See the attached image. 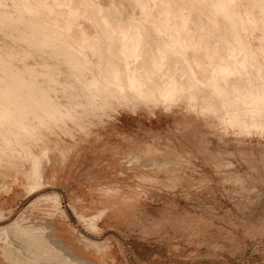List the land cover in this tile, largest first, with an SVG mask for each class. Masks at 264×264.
Returning <instances> with one entry per match:
<instances>
[{
	"label": "bare ground",
	"instance_id": "6f19581e",
	"mask_svg": "<svg viewBox=\"0 0 264 264\" xmlns=\"http://www.w3.org/2000/svg\"><path fill=\"white\" fill-rule=\"evenodd\" d=\"M0 29L25 43L0 44V171L23 173L28 195L45 185V165L55 156L66 162L82 146L53 149L55 135H90V114L183 105L182 113L216 127L222 139L230 130L264 138V0H0ZM33 51L55 63H27ZM65 95L82 99L83 115L73 107L76 97ZM71 120L76 130L67 127ZM181 161L188 163L182 155L172 162ZM107 190L104 200H114L115 190ZM46 200L59 208L57 194L39 202ZM76 213L90 225L104 214ZM12 225L6 235L23 231L33 261L61 251L45 248L43 228Z\"/></svg>",
	"mask_w": 264,
	"mask_h": 264
},
{
	"label": "rangeland",
	"instance_id": "374dc122",
	"mask_svg": "<svg viewBox=\"0 0 264 264\" xmlns=\"http://www.w3.org/2000/svg\"><path fill=\"white\" fill-rule=\"evenodd\" d=\"M0 40L25 45L1 29ZM33 52L26 62L55 63L49 53ZM75 97L73 107L83 115L82 99ZM178 106L173 111L117 108L103 118L90 114L84 120L90 135L57 133L53 149L82 146L66 162L55 156L51 163V154L44 153L50 162L45 185L30 195L23 173L0 171V264H264V138H237L230 130L222 139L216 127ZM71 123L67 127L76 130ZM154 148L164 150L163 156ZM179 155L188 163L173 165ZM233 173L244 176V183L234 181ZM108 188L115 190L112 201L104 200ZM54 194L58 209L51 200L39 202ZM77 210L104 214L90 225ZM15 222L43 228L45 248L61 251L33 261L31 239L23 231L6 235Z\"/></svg>",
	"mask_w": 264,
	"mask_h": 264
},
{
	"label": "crops",
	"instance_id": "0c3cea01",
	"mask_svg": "<svg viewBox=\"0 0 264 264\" xmlns=\"http://www.w3.org/2000/svg\"><path fill=\"white\" fill-rule=\"evenodd\" d=\"M73 199H74V198L72 197V200H71V201H74ZM81 201H82V198H81Z\"/></svg>",
	"mask_w": 264,
	"mask_h": 264
}]
</instances>
